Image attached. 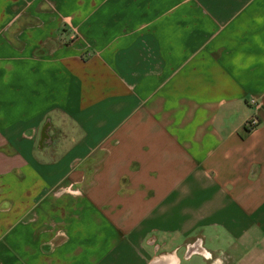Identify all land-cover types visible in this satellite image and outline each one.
Instances as JSON below:
<instances>
[{
	"label": "crops",
	"instance_id": "0c3cea01",
	"mask_svg": "<svg viewBox=\"0 0 264 264\" xmlns=\"http://www.w3.org/2000/svg\"><path fill=\"white\" fill-rule=\"evenodd\" d=\"M0 264H264V0H0Z\"/></svg>",
	"mask_w": 264,
	"mask_h": 264
},
{
	"label": "built area",
	"instance_id": "2783aa9c",
	"mask_svg": "<svg viewBox=\"0 0 264 264\" xmlns=\"http://www.w3.org/2000/svg\"><path fill=\"white\" fill-rule=\"evenodd\" d=\"M252 102H257L254 98H252ZM258 123V118L256 116L251 117L249 120V124L254 126Z\"/></svg>",
	"mask_w": 264,
	"mask_h": 264
},
{
	"label": "trees",
	"instance_id": "16d2710c",
	"mask_svg": "<svg viewBox=\"0 0 264 264\" xmlns=\"http://www.w3.org/2000/svg\"><path fill=\"white\" fill-rule=\"evenodd\" d=\"M249 129V128H248Z\"/></svg>",
	"mask_w": 264,
	"mask_h": 264
}]
</instances>
